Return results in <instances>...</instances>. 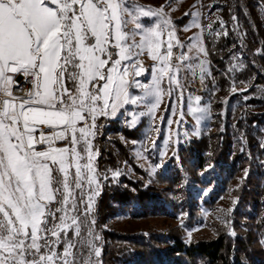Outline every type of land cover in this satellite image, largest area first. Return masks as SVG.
Here are the masks:
<instances>
[{
	"label": "snow or ice",
	"instance_id": "6c2138e0",
	"mask_svg": "<svg viewBox=\"0 0 264 264\" xmlns=\"http://www.w3.org/2000/svg\"><path fill=\"white\" fill-rule=\"evenodd\" d=\"M140 16L160 23L144 26ZM174 35L162 9L145 11L129 0H0V264H77L85 246L100 256L81 239V216L99 188L97 119L151 97L147 112L133 113L135 124L137 116L154 115L165 93L184 102L168 106L180 115L179 122L161 117L168 125L205 111L191 107L183 82L196 67L202 81L207 75L192 55H207L201 35L187 44ZM146 49L154 61L150 83L138 79L148 71L140 59ZM12 74L31 78L25 96L13 94Z\"/></svg>",
	"mask_w": 264,
	"mask_h": 264
},
{
	"label": "trees",
	"instance_id": "16d2710c",
	"mask_svg": "<svg viewBox=\"0 0 264 264\" xmlns=\"http://www.w3.org/2000/svg\"><path fill=\"white\" fill-rule=\"evenodd\" d=\"M197 1L208 56V127L179 144L150 178L129 144L138 128L97 119L95 264H264V0ZM229 196L232 205L209 236L187 240L174 227L131 230L153 219L200 222L202 209ZM80 251L84 264L90 250Z\"/></svg>",
	"mask_w": 264,
	"mask_h": 264
},
{
	"label": "rangeland",
	"instance_id": "374dc122",
	"mask_svg": "<svg viewBox=\"0 0 264 264\" xmlns=\"http://www.w3.org/2000/svg\"><path fill=\"white\" fill-rule=\"evenodd\" d=\"M129 3L138 5L145 11L148 9H152L154 11L162 9L163 13L165 14V19H171L173 21L174 29L184 44H187L190 41V38L193 36L201 35L200 27L191 26L193 21L200 25V7L197 0H129ZM185 13H191V15H185ZM197 13H199V16L196 15ZM139 20L142 25L152 28H155L157 24L160 23L158 18L154 16H140ZM130 27H132V25H130ZM137 39H139V37ZM200 43L203 46L202 38ZM193 54L196 56L195 52ZM141 56L151 58L147 49ZM198 56L205 57L204 67L207 69L208 56H205L204 53H200ZM144 68L148 71L138 79H140L142 83H150V73L152 66L148 65ZM130 91L133 95L143 96V92L140 89H131ZM192 98L191 107L194 109H204L205 111H198L195 114L188 112L184 116L182 123H173L168 125L161 120V117H167V120L169 121H180V115L178 112L177 114L173 115V113L167 109L169 105H171V108L173 109H177L178 107L182 108L184 102L182 101L181 105H178L175 95L169 97L167 93L161 96V102L155 110L153 116H137L135 124L132 123L133 113H139L142 111L147 112L145 105L151 100V97L146 98L141 104L124 105L122 108L117 110L115 116H106L108 118L115 119L119 126L138 128V138L134 141H130L129 144L132 148V156L135 163L141 169H143L147 175L150 176V178L154 177L155 173L163 168L168 157L174 151V149L178 147L179 144H183L185 141L191 138L200 137L206 131L211 116L210 104L205 101L204 97L202 96L200 97L199 103L196 102L194 97ZM197 117H200V119L197 120ZM93 152L95 153V167L97 154L94 148ZM93 187H95V185ZM98 193L99 188L97 189V194L93 198L91 211L87 213L86 217L84 215L81 216V220L83 221L81 224V233L82 240H91L95 247L100 250L94 238L92 225L93 221L91 217ZM232 201L233 198L229 196L224 198L220 202L219 207L214 210H209L207 208L202 209V220L191 225L183 222L181 219H153L137 226L133 225L131 226V230L138 228L144 231L150 228L169 230L174 227L178 228V230L182 233L183 238L187 240L201 236H209L213 233V227L215 224L224 220L227 210H229L230 206L232 205ZM84 207V204L80 205L82 210ZM120 219L123 221L125 220V217L120 216ZM89 233H91V235H89ZM69 235L74 236V233L70 232ZM80 250H90L89 254L85 255L87 258L85 260L87 261V264L96 263V260L94 259L96 256L90 246H85ZM80 252L81 254L83 253V251ZM79 263L80 256L77 257V264Z\"/></svg>",
	"mask_w": 264,
	"mask_h": 264
},
{
	"label": "built area",
	"instance_id": "2783aa9c",
	"mask_svg": "<svg viewBox=\"0 0 264 264\" xmlns=\"http://www.w3.org/2000/svg\"><path fill=\"white\" fill-rule=\"evenodd\" d=\"M167 20L170 21V27L174 28L173 21L171 19H167ZM175 34H176L177 39L180 42H182L178 34L176 33V31H175ZM167 38H168L167 30H165L161 35V39L167 40ZM175 51L176 49L174 48V53ZM192 55L195 57V64L198 65L201 63V61H203V63L205 62V57L195 56L194 54ZM140 59L143 64V67L148 66V65L153 66L154 64V61L151 58H146L145 56H141ZM12 75H13V80H14V85L12 89L13 94L17 97L25 96L29 92V90L32 88L31 78H28L26 80L22 74H12ZM183 82L186 83V87L184 89L185 97L191 96L195 98V97H201L203 95L205 91V78H203V81L201 80V71L199 67H196L194 72L189 71L185 73ZM243 87H244L243 83L236 84L237 89H242ZM62 144L63 142H60L58 143V146H61Z\"/></svg>",
	"mask_w": 264,
	"mask_h": 264
},
{
	"label": "water",
	"instance_id": "95a60500",
	"mask_svg": "<svg viewBox=\"0 0 264 264\" xmlns=\"http://www.w3.org/2000/svg\"><path fill=\"white\" fill-rule=\"evenodd\" d=\"M173 39H174V40H177L176 34L174 35Z\"/></svg>",
	"mask_w": 264,
	"mask_h": 264
},
{
	"label": "crops",
	"instance_id": "0c3cea01",
	"mask_svg": "<svg viewBox=\"0 0 264 264\" xmlns=\"http://www.w3.org/2000/svg\"><path fill=\"white\" fill-rule=\"evenodd\" d=\"M139 1V0H138Z\"/></svg>",
	"mask_w": 264,
	"mask_h": 264
}]
</instances>
